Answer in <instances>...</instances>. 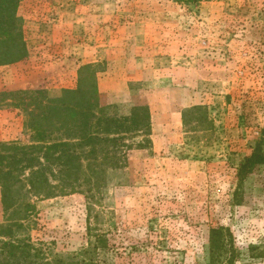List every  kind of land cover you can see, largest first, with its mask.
<instances>
[{"label": "rangeland", "instance_id": "rangeland-1", "mask_svg": "<svg viewBox=\"0 0 264 264\" xmlns=\"http://www.w3.org/2000/svg\"><path fill=\"white\" fill-rule=\"evenodd\" d=\"M17 14L28 62L0 66V146L31 144L30 94L76 88L86 65L97 66L101 106L151 115L148 135L124 139L123 165L100 194L34 198L18 238L48 259L97 233L114 246L99 264H210V230L222 226L233 264H264V166L235 198L241 164L257 145L264 152V0H20Z\"/></svg>", "mask_w": 264, "mask_h": 264}, {"label": "trees", "instance_id": "trees-1", "mask_svg": "<svg viewBox=\"0 0 264 264\" xmlns=\"http://www.w3.org/2000/svg\"><path fill=\"white\" fill-rule=\"evenodd\" d=\"M181 1L189 5L202 0ZM19 2L0 0V66L28 57L22 19L17 14ZM95 71L97 66L82 67L78 86L64 89L58 97L50 98L43 90L31 93L29 97L35 107L28 111L26 126L32 131V143L6 142L0 147V187L5 215V221L0 224V255L5 256L0 264H99L100 252L114 247L104 234L96 233L94 240L80 252L66 257L54 253L48 259L44 249L28 236L20 239L17 236L35 214L34 198L53 199L84 191L93 200L94 194H100L106 187L107 171L123 165L119 153L126 145L124 139L131 133L150 132L148 106H135L128 116H117L110 111L111 106H101ZM6 95L7 92L0 94ZM261 148L257 145L239 168V188L235 194L238 203L243 198L244 183L264 166ZM89 232L93 234L92 227ZM15 237L18 240L13 241ZM209 244L210 264H233L237 260L235 239L229 229L212 228ZM251 249L254 253L253 246Z\"/></svg>", "mask_w": 264, "mask_h": 264}, {"label": "crops", "instance_id": "crops-1", "mask_svg": "<svg viewBox=\"0 0 264 264\" xmlns=\"http://www.w3.org/2000/svg\"><path fill=\"white\" fill-rule=\"evenodd\" d=\"M24 60H25V59H24ZM24 60H22V61H20V62H17V63H15V64L19 66V65H21L22 62H25V61L28 62V60H25V61H24ZM13 66H15V65L13 64ZM1 112H2V113H1ZM0 113H1V114H0V123H1V122H2V119H4V117H6V113L4 114L3 111H0ZM1 118H2V119H1ZM5 131H6V133H7V132H8V129H6ZM6 133L0 135V141H1L3 138L6 137ZM1 145H2V144H1ZM0 147H1V146H0Z\"/></svg>", "mask_w": 264, "mask_h": 264}]
</instances>
